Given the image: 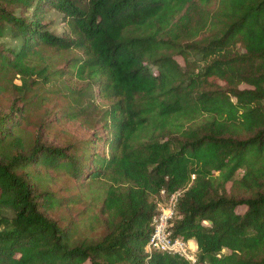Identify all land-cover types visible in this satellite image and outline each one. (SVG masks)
<instances>
[{"label":"trees","instance_id":"16d2710c","mask_svg":"<svg viewBox=\"0 0 264 264\" xmlns=\"http://www.w3.org/2000/svg\"><path fill=\"white\" fill-rule=\"evenodd\" d=\"M2 38L0 93L50 80L42 47L73 50L106 106L66 146L25 143L17 102L0 114V264H192L147 250L162 191H182L170 229L198 264H264V0H0ZM64 168L99 190L98 240L51 214L43 171Z\"/></svg>","mask_w":264,"mask_h":264},{"label":"rangeland","instance_id":"374dc122","mask_svg":"<svg viewBox=\"0 0 264 264\" xmlns=\"http://www.w3.org/2000/svg\"><path fill=\"white\" fill-rule=\"evenodd\" d=\"M44 21L49 22L48 28L58 34L66 28L61 15L52 8L48 9ZM3 41L9 42L7 38L0 39V43ZM6 44L12 46L11 42ZM42 48L43 56L33 55L30 60L39 67L47 65L49 73L54 74L49 76V81L34 80L31 88L26 90L21 74H9L8 81L3 82L5 89L0 93V114L7 112L11 104L17 102L20 112L26 115L19 130L25 143L32 142L37 131L55 145L79 143L91 132L106 102L98 97L96 100L92 98V84L88 80L78 79L70 66L74 63L73 57L82 55L80 51ZM180 61L183 64L182 58ZM61 68L64 70L58 71ZM243 172V169L240 170L239 176ZM43 173L42 187L61 200V205L51 214L63 226L74 227V234L79 240L101 238L105 228L100 214L102 198L96 186L86 179L78 180L65 168L44 170Z\"/></svg>","mask_w":264,"mask_h":264},{"label":"built area","instance_id":"2783aa9c","mask_svg":"<svg viewBox=\"0 0 264 264\" xmlns=\"http://www.w3.org/2000/svg\"><path fill=\"white\" fill-rule=\"evenodd\" d=\"M182 191L166 195L162 191L163 199L158 202L157 211L153 218V230L147 245L149 252L159 250L174 255L185 257L192 262H197V250L193 248L190 240L174 237L170 229L171 220L175 216L177 202Z\"/></svg>","mask_w":264,"mask_h":264},{"label":"crops","instance_id":"0c3cea01","mask_svg":"<svg viewBox=\"0 0 264 264\" xmlns=\"http://www.w3.org/2000/svg\"><path fill=\"white\" fill-rule=\"evenodd\" d=\"M192 242L194 243L195 247H198L196 240H194V239L190 240V243H192ZM191 245H192V244H191ZM193 247H194V246H193ZM195 247H194V248H195Z\"/></svg>","mask_w":264,"mask_h":264},{"label":"bare ground","instance_id":"6f19581e","mask_svg":"<svg viewBox=\"0 0 264 264\" xmlns=\"http://www.w3.org/2000/svg\"><path fill=\"white\" fill-rule=\"evenodd\" d=\"M191 244H192V246H194V247H195V245H194V243H193V242H192Z\"/></svg>","mask_w":264,"mask_h":264}]
</instances>
